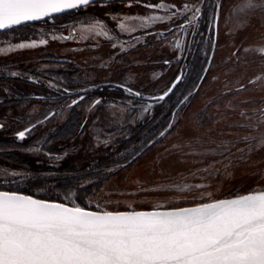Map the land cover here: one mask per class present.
I'll return each mask as SVG.
<instances>
[{
  "label": "rangeland",
  "instance_id": "rangeland-1",
  "mask_svg": "<svg viewBox=\"0 0 264 264\" xmlns=\"http://www.w3.org/2000/svg\"><path fill=\"white\" fill-rule=\"evenodd\" d=\"M171 2H161V6L168 8ZM178 4L182 12L187 11L183 0ZM97 7L117 20H128L138 12L147 14L148 20L144 17L145 22L139 26L145 29L169 19L166 12L152 15L137 0H114ZM222 13L218 41L206 40L201 45L204 57L190 56L188 61L189 68H209L205 78L200 84L198 78L190 83L189 73V78L185 76L166 101L151 97L163 91L179 70L188 45L178 31L174 33V56L169 37L158 46L152 44L151 38L157 35L144 37L146 43L138 54L134 52L135 80L129 73L126 80L135 83L138 95L106 88L107 92L120 94H95L74 107L73 97L62 101L19 97L3 107L0 128L7 129L3 135L15 136L24 148L9 142L0 144V157L5 159L3 150L11 147L9 151L21 149L27 162L17 165L9 158L13 164H0V187L12 188L29 176L25 168L28 165L41 162L58 166L72 161L91 166L104 154L130 151L134 156L149 145L133 160L108 168L104 177L86 181L85 184L96 182L94 191L86 197V208L119 211L178 207L264 188V0H225ZM151 17L160 19L150 20ZM94 25L95 21L86 22L76 33L72 29L61 33L42 21L27 29L17 26L1 30L0 75H20L32 83V88H38L36 93L52 97L66 86L59 72L77 71L86 78L83 86L87 91H103L102 86L124 76L120 73L125 64L117 56L127 45L118 42L115 49L108 31L102 27L107 36L101 35ZM91 30L96 34L91 35ZM21 44L35 46L21 48ZM165 60H172V64ZM7 90L12 96L20 95ZM173 101L176 110L169 127L151 140L138 142L149 132L157 113L165 112ZM74 108L82 113L80 129L69 139L74 145L58 146L54 152V147L46 145V133L64 126ZM21 131L25 132L23 140L18 136ZM58 194L60 200H48L78 204L77 190Z\"/></svg>",
  "mask_w": 264,
  "mask_h": 264
},
{
  "label": "snow or ice",
  "instance_id": "snow-or-ice-1",
  "mask_svg": "<svg viewBox=\"0 0 264 264\" xmlns=\"http://www.w3.org/2000/svg\"><path fill=\"white\" fill-rule=\"evenodd\" d=\"M92 2L0 0V30ZM0 264H264V188L194 207L124 212L0 191Z\"/></svg>",
  "mask_w": 264,
  "mask_h": 264
},
{
  "label": "flooded vegetation",
  "instance_id": "flooded-vegetation-1",
  "mask_svg": "<svg viewBox=\"0 0 264 264\" xmlns=\"http://www.w3.org/2000/svg\"><path fill=\"white\" fill-rule=\"evenodd\" d=\"M112 1L114 0H96L90 3L88 6H82L78 9H73L52 17H48L40 21L50 24L51 26L54 27V29L59 30L61 33L64 32L66 29H72L73 32L76 33L77 31H79L78 28L80 29L81 28L80 26H82L86 22L95 21L96 24L99 23L101 27L105 28L108 31L107 32L108 37L110 38V41L115 44L114 47L118 42L122 45L124 44L127 45V48L123 49L122 52H119L117 56L118 60H120L123 64H125V66H123V69L120 73V74H124V76L122 75L123 77H118L115 78V81L111 80V82H108L110 87L109 85L102 86L103 91H101L99 88H95L91 92L89 90L87 91V89L83 86L86 83V78L80 76L79 72L76 71L75 73L70 70L68 71L63 70L60 71L59 73L62 75V80L64 83L63 85H66L64 91H58V94H55L52 97L49 96L47 97L46 95L36 93L37 91H35V89L38 88H35L34 90H32L33 88H29V90L23 92L22 94L18 93L20 95H16L14 93L16 96H12L9 94V91L7 90L8 88H6V93L8 95L7 98L16 99L11 101V103L12 102L15 103L19 97L27 98V99H35V100L48 99V101H62V100H67L70 97H73L74 99L71 100V103H72V107H74L79 103L84 102V100L89 99V97H91L92 95L106 94L107 92L105 90L106 88H111V89L113 88L115 90H128L130 92L137 93L136 89H138V87L135 85V83L126 80L129 79L126 78L127 77L126 73L131 74V79L135 80L134 73L132 71L133 61H135L136 58L134 52L138 54L139 48L144 46V43H146L143 40L144 37H149V36L154 37L155 35H157L158 37L151 38V40L153 41L152 44L158 46L161 41L164 42L169 37L170 43L172 44L171 52L174 56L173 52L175 50L176 38H177V35L174 34L175 31L176 32L178 31L177 33L179 36L183 34V37L186 38V44L188 45L187 49H185L184 55L182 57V62L179 66V70L177 72H174L167 87L160 93L152 95L151 100H164V101L168 100V98L174 93V91L181 84L184 77L186 76V79L189 78V73H191L190 83H193L194 80L197 78H198L197 83L200 84L203 81L209 68L207 67L205 68L204 66L199 68L195 67L196 69H199V70H195L188 67V61L190 59V56L192 57V59L197 57L200 58L204 57L203 49L201 48V45H204L206 40L213 41V43L214 40L218 41L220 37V28L222 23L221 20L223 17L222 11L225 0H183L184 5L188 6L187 11L185 12L181 11L180 5L178 4L179 0L177 3H176L177 0L176 1L171 0L172 6L170 5L168 8L165 6H161V2H165L167 0H137L138 3L145 6L144 8L146 9V11H151L152 15L154 16H156V14H161L164 12L168 14L166 16L169 19L159 20L155 22L152 27L148 26V28L146 29L144 27H139V26L142 25L145 22V20H148L147 14L145 15L144 13L138 12L137 14H135V16L129 17L128 20L127 19L117 20L107 15L108 14V12H106L107 10H105L104 13H102L103 11L101 12L100 9L101 7H97L98 4L99 5L105 4L107 6V4L111 3ZM197 8L199 9V12H196ZM194 13L196 16L195 20H193ZM36 22H31V23L34 24ZM167 23H168V27H166ZM121 25H124V27L121 28ZM94 33L96 34L95 31L92 32L91 30V35L92 34L94 35ZM166 34L168 35L167 37H165ZM117 47L118 46H116L115 49ZM132 54L134 55L132 56ZM165 63L172 64V60H165ZM193 72H195L196 77L194 76L192 78V74H194ZM8 75L18 77L23 81H28L26 79H22L20 75H16L14 73L13 74L8 73ZM67 78L68 80H66ZM176 81L177 83L175 84V87L173 88L172 91H170L171 87ZM29 83L32 84L31 82ZM81 88H83V90H80ZM74 89H77L79 91H74ZM165 93L168 94L164 96L163 99H159V97L165 95ZM115 94H120V92L118 93V91H111V92L108 91L107 95L104 96H116ZM2 100H4V98L0 99V102ZM169 103L167 104L166 111L159 114L157 113L156 118L151 121L153 123L158 122L159 119L164 114L166 113L169 114V121L165 125V127H163L162 130L169 127V124H171L172 122V117L175 115L174 111L176 109L174 108L175 106L174 101L170 103V105ZM153 137L152 136L149 137L150 140ZM147 146L149 145H146L141 150H139L137 154H135L130 158V160H133L135 156L141 154L147 148Z\"/></svg>",
  "mask_w": 264,
  "mask_h": 264
},
{
  "label": "trees",
  "instance_id": "trees-1",
  "mask_svg": "<svg viewBox=\"0 0 264 264\" xmlns=\"http://www.w3.org/2000/svg\"><path fill=\"white\" fill-rule=\"evenodd\" d=\"M30 25H32V23L21 25L20 28L25 27L27 29V27ZM194 76L196 77L195 73L192 74V78ZM30 85L31 84L28 81H23L18 77L10 76L8 75V73L2 74L0 76V99L4 98V100L0 102V112L3 111V107L11 103V101L16 100L15 98H7L8 95L6 93V88L15 91L16 93L22 94L23 92L29 90V88H32ZM34 89L35 88H33L32 90ZM7 107L8 106H6V108ZM81 114V111H78L74 108V111H72L71 114V118L66 124H64V126H56L55 129H50L49 133H46V145H49V147H54L53 151L59 150L58 146L72 147L74 144H71L69 142V139L77 135L80 129ZM168 121L169 114L166 113L159 119L158 122H152L151 126L148 128L149 132L147 131V134H149V136L145 134L138 139V142H145L151 136L155 137L160 131H162L163 127H165ZM5 130H7L5 129V127L0 128V144L9 142L10 144H13L14 147L19 146L24 148V145L17 142L14 136L10 135L9 137H5L3 135ZM29 140L30 139L26 140L27 143L29 142ZM8 149H11V147L7 148V150H3L6 152L2 155H5L6 158L2 159L0 157V164L9 163V165H11L14 163L17 165H24V163L27 162L25 160V155L22 153L21 149L12 151L10 150L11 152ZM135 149L139 150L137 148V145ZM132 154L130 151L104 154L99 157V160L95 165L91 166H81V164H77L72 161H67L58 166L49 164L46 165L45 163L41 162L32 166L28 165L25 168L27 169L29 176L17 182V184L12 188H10V186H3L0 187V189L21 191L23 193L31 194L37 197L57 200H60V197H58L59 192L66 191L67 189H73L77 190L80 195V198L77 201L78 204L84 207H88L86 197L92 194L95 189L94 187L96 186V182H88L89 184H85V182L92 178L104 177L108 168L114 167L121 162L128 161L132 157ZM9 158L14 160L13 163L8 160Z\"/></svg>",
  "mask_w": 264,
  "mask_h": 264
},
{
  "label": "water",
  "instance_id": "water-1",
  "mask_svg": "<svg viewBox=\"0 0 264 264\" xmlns=\"http://www.w3.org/2000/svg\"><path fill=\"white\" fill-rule=\"evenodd\" d=\"M94 1H96V0H93V2ZM70 10H73V9H69V10H65L64 12H67V11H70ZM64 12H62V13H64ZM58 14H61V13H54V14H52V16H55V15H58ZM52 16H50V17H52ZM46 18H48V17H44V18H42V19H40V20H44V19H46ZM40 20H35V21H28V22H25V23H23V24H27V23H31V22H36V21H40ZM23 24H21V25H23ZM17 26H20V25H17ZM17 26H13V27H17ZM12 27V28H13ZM4 30H6V29H4ZM177 83V81L173 84V86L171 87V89H170V91H172L173 90V88L175 87V84ZM169 91V92H170ZM168 92V93H169ZM167 93V94H168ZM164 96H166V95H163V97ZM0 191H10V190H3V189H0ZM253 191V190H252ZM249 192H251V191H247V192H243V193H240V194H247V193H249ZM20 193H22V194H26V195H31V194H27V193H23V192H20ZM238 195V194H237ZM34 196V195H33ZM235 195H233V196H230V197H225V198H220V199H228V198H233ZM34 198H37V199H43V198H40V197H37V196H34ZM48 200V199H47ZM50 201H53V202H59V201H54V200H50ZM207 202H211V201H207ZM61 203H63V202H61ZM201 203H206V202H201ZM201 203H195V204H190V205H183V206H178V207H160V208H149V209H135V211H153V210H161V211H164V210H172V209H174V208H188V207H194V206H196V205H198V204H201ZM67 204V203H66ZM69 206H72V205H70V204H68ZM88 210H92V211H99V210H93V209H89V208H87ZM119 211H121V212H124V211H133V210H119Z\"/></svg>",
  "mask_w": 264,
  "mask_h": 264
}]
</instances>
